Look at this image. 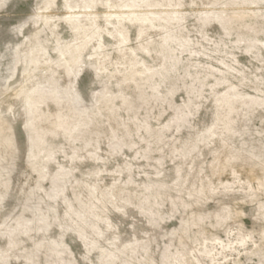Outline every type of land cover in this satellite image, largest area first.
I'll return each mask as SVG.
<instances>
[{"label": "rangeland", "instance_id": "1", "mask_svg": "<svg viewBox=\"0 0 264 264\" xmlns=\"http://www.w3.org/2000/svg\"><path fill=\"white\" fill-rule=\"evenodd\" d=\"M0 264H264V0H0Z\"/></svg>", "mask_w": 264, "mask_h": 264}]
</instances>
